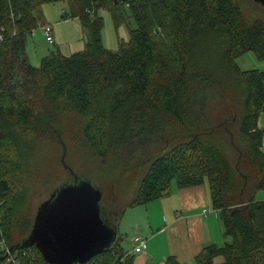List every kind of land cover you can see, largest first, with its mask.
I'll use <instances>...</instances> for the list:
<instances>
[{
  "label": "trees",
  "instance_id": "16d2710c",
  "mask_svg": "<svg viewBox=\"0 0 264 264\" xmlns=\"http://www.w3.org/2000/svg\"><path fill=\"white\" fill-rule=\"evenodd\" d=\"M57 1L69 6L64 18L80 20L85 47L58 48L35 66L27 36L49 24L41 7ZM102 6L117 26L125 8L136 21L118 50L104 46ZM246 16L239 0H0V240L19 264H51L37 246L20 243L35 217L27 167L42 143L55 149L61 140L67 156L77 149L117 161L146 153L129 206L167 195L173 179L208 181L224 242L205 245L194 263L169 255L164 264H264V199L256 197L264 189V70L236 62L247 51L264 60V7ZM218 65L236 86L222 84ZM127 204L112 213L102 207L119 226ZM122 239L83 264H134Z\"/></svg>",
  "mask_w": 264,
  "mask_h": 264
},
{
  "label": "rangeland",
  "instance_id": "374dc122",
  "mask_svg": "<svg viewBox=\"0 0 264 264\" xmlns=\"http://www.w3.org/2000/svg\"><path fill=\"white\" fill-rule=\"evenodd\" d=\"M239 2L248 17L252 16L253 11L257 7H264V5L255 0H239ZM41 9L44 21L53 25L55 43L48 42L41 28H38L33 34L28 35L26 51L33 65L39 66L44 56L52 51H56L58 48L64 54H71L85 47L87 33L82 27L80 20L78 18H64L62 16V13L69 9L66 2L57 1L45 3ZM125 10L127 20L117 26L108 8L102 6L99 9V15L103 17V43L108 49L118 50L120 42L122 40H128L130 38V30L137 26L130 10L128 8H125ZM236 62L242 70H264V60L259 59L254 51H247L239 56ZM217 69L222 73V84L224 86H236L234 85V81H232L235 80L234 76L228 71V73L225 72L221 65H218ZM204 89L203 93H210L207 88ZM260 124H262L264 129V111L260 116ZM54 144L56 145L55 149L49 148L47 145L44 146L42 143L43 150L41 149L42 151L38 155L37 162L31 160V166L29 168L27 167V180L29 185H31V190L29 199L26 202L27 210L32 216L36 215L39 205L48 199L56 189L73 180L70 176V171L64 168L61 161L63 153L61 142L58 141ZM161 146L162 144L160 143L153 147L155 153L159 151ZM125 155V157L117 161L114 158L103 161L100 157H90L89 154L87 155L82 150L70 149L69 156H67L66 152L69 166L78 175L91 180L95 186L103 189L102 205L106 208L109 207L111 213L120 210L133 198L140 179L149 165V162L146 160V153L142 154L141 151H138V154L135 156H130V154ZM176 186L177 180L173 179L171 185L172 191H175ZM168 195L148 201L146 204L134 206L127 204L128 207L126 210L128 209V212L126 210L124 211L119 222V233L123 237L122 245L125 250H132V247H134L131 237L137 231L146 237V232H148L147 228L151 230L149 226H144L143 231L136 229L137 227L143 229V226L137 224L138 222L151 221L155 225V231L160 226H164L166 220L163 218V205L167 212L169 210L174 212L171 206L174 204L175 198ZM256 197L258 199H264V189L259 190ZM131 241L133 244H131ZM191 263H194V259Z\"/></svg>",
  "mask_w": 264,
  "mask_h": 264
},
{
  "label": "water",
  "instance_id": "95a60500",
  "mask_svg": "<svg viewBox=\"0 0 264 264\" xmlns=\"http://www.w3.org/2000/svg\"><path fill=\"white\" fill-rule=\"evenodd\" d=\"M255 1L264 5V0ZM61 141L63 165L74 178L39 205L32 229L20 245L37 246L51 264H83L117 240L119 226L103 210V190L66 163L67 148Z\"/></svg>",
  "mask_w": 264,
  "mask_h": 264
},
{
  "label": "crops",
  "instance_id": "0c3cea01",
  "mask_svg": "<svg viewBox=\"0 0 264 264\" xmlns=\"http://www.w3.org/2000/svg\"><path fill=\"white\" fill-rule=\"evenodd\" d=\"M172 190L170 188L167 195L175 198L171 206L174 212H167L163 205V218L166 220L164 226L155 231L151 221L137 223L143 229H136L143 231L144 226H149L151 230L147 228L146 237L142 234L147 239L143 252L134 253V247L127 250L135 254L134 264H164L169 255L190 263L205 245L221 243L225 238L219 213L213 208L208 181L189 186H179L177 183L175 191Z\"/></svg>",
  "mask_w": 264,
  "mask_h": 264
},
{
  "label": "built area",
  "instance_id": "2783aa9c",
  "mask_svg": "<svg viewBox=\"0 0 264 264\" xmlns=\"http://www.w3.org/2000/svg\"><path fill=\"white\" fill-rule=\"evenodd\" d=\"M3 30V28H1ZM42 30L46 36V39L50 43H54V34H53V27L52 25H43ZM3 39V35L0 34V40ZM1 225V220H0ZM132 241L134 243L133 252L139 253L144 250L146 246L147 239L144 238L139 232H136L133 237ZM0 255H4L5 259L4 261L0 260V264H7L8 262H13L14 264H19V259L17 257V254L11 251V248L9 247L8 243L5 239L0 240Z\"/></svg>",
  "mask_w": 264,
  "mask_h": 264
}]
</instances>
